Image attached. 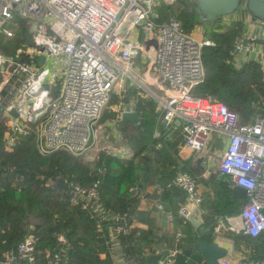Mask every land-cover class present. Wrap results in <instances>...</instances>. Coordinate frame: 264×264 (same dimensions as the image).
<instances>
[{"label": "built area", "instance_id": "built-area-1", "mask_svg": "<svg viewBox=\"0 0 264 264\" xmlns=\"http://www.w3.org/2000/svg\"><path fill=\"white\" fill-rule=\"evenodd\" d=\"M161 4L171 11L180 5L179 0H0V34L13 36L9 25L15 17L25 24L30 37V44L13 55L0 52V100L8 96L0 114L7 126L5 148L10 149L16 135H26L33 126L37 147L44 154L61 149L82 155L103 135L100 151L129 159L131 148L113 144L118 138L110 139L103 128L115 126L114 135L118 133L122 112H136L133 101L111 106L116 112L112 121L100 126L99 120L113 93L122 96L127 89H140L156 101L161 123L180 124L183 144L192 152L206 149L212 133L225 136L217 173L229 189L243 188L247 199L236 216L217 224L214 231L256 237L264 232V115L243 123L224 103L191 95L192 87L204 76L201 48L210 41L200 37L197 29L184 31ZM254 19L259 34L251 30L236 35L230 57L237 68L256 62L264 82V46L254 45L264 35V20ZM134 58L141 65V75L131 68ZM145 83L166 87V96H158ZM99 183V179L89 185L68 182L71 203L104 220L119 218L114 230L127 233L125 219L99 203ZM169 185L184 191L185 202L177 214L188 220L201 202L195 179L181 171ZM129 192L138 195L136 186ZM165 215L172 221L170 212ZM182 236L175 232L173 248L157 264H173ZM55 241L53 248L43 252L37 249V239L28 234L4 252L0 264H61L69 243L62 233L55 234ZM217 264L233 263L223 257ZM241 264H264V259Z\"/></svg>", "mask_w": 264, "mask_h": 264}, {"label": "trees", "instance_id": "trees-1", "mask_svg": "<svg viewBox=\"0 0 264 264\" xmlns=\"http://www.w3.org/2000/svg\"><path fill=\"white\" fill-rule=\"evenodd\" d=\"M179 3L177 12L174 13L168 6H164L165 10L181 22L184 31H191L201 21L197 2L179 0ZM11 22L9 28L14 35L8 38L0 34V52L7 56L13 55L19 47L30 44L23 22L15 17ZM243 31L242 22L236 20L224 31L208 34L210 44L201 48L204 76L192 87L191 95L218 100L237 112L241 122L247 123L253 116L264 114V82L256 62H245L239 68L231 63L230 52L234 37ZM1 94L6 93L3 91ZM5 97L8 96L0 100V114L5 105ZM130 99L135 105L139 121L136 125L127 122L119 128L126 144L133 150L129 159H122L104 151H99L97 159L91 163L83 160L80 155L61 149L44 154L37 147L33 126L26 135H16L14 145L6 149L4 133L7 126L0 116V260L5 251L14 249L28 234L37 239V249L44 252L54 247L55 234L62 233L68 240L69 247L62 253L61 264H81L78 261L83 250H79L78 246L87 243L85 234L101 245L105 252V258L94 260V264H115L108 249V230L110 225L115 227L118 224L119 218L104 220L73 205L67 188V183L71 181L89 185L99 179V203L104 210L124 218L129 228L125 234H116L124 255L132 256L139 264H146V249H154L155 244L167 240L169 236L164 234L158 238L151 229L143 231L132 226L138 202L131 196L129 188L136 184L139 163L142 164L145 174L153 166L162 170L158 183L161 198L155 200V203L163 201L168 191L177 193L180 198L170 210L174 216V232L183 233L179 244L184 255L181 258L175 256L173 264H190L197 242L214 241L213 229L218 219L238 214L244 202L234 198L224 181L217 182L215 178L206 181L195 176L191 160L184 161L179 166L175 160H171L169 144H164L160 149L155 148L157 142L152 135L158 124L156 103L149 96L141 94V90L127 89L122 96L113 93L99 123L115 118L116 112L111 106L119 102L126 104ZM181 171L188 172L195 179L196 189L200 184L205 188L213 186L210 196L203 197L200 194L201 204L206 212L201 227L196 231H193L188 220L177 214V210L185 202L184 191L169 185L172 177ZM58 178L63 179L59 189L54 186ZM52 195L56 197L54 201L49 200ZM228 236L232 240L233 248L241 251L245 260L263 259L264 232L256 237L243 233H229ZM168 241L172 244L174 240L172 238ZM87 247L88 245L84 246V249Z\"/></svg>", "mask_w": 264, "mask_h": 264}, {"label": "crops", "instance_id": "crops-1", "mask_svg": "<svg viewBox=\"0 0 264 264\" xmlns=\"http://www.w3.org/2000/svg\"><path fill=\"white\" fill-rule=\"evenodd\" d=\"M163 7H164V5H163ZM242 10L244 11L245 14H242L240 16V18L234 16V19L242 22V29L244 30L243 33L251 32V30H253L258 35L259 29L257 27V24H256L254 17L250 16L249 14H246L248 12L245 11L244 9H242ZM228 17H232V16L229 15ZM236 20H234V21H236ZM195 29H197L199 36L202 37V35L199 33L197 25L194 27L193 30H195ZM263 38H264V35H259V37L255 40L254 45L258 46V47L260 45L264 46V44H262L261 42H257L258 39H263ZM151 87H154L152 89L155 90V93L158 96H166L164 94V92L167 91L166 87L160 88V87H157L154 85H152ZM150 98H152V97H150ZM130 100H132V99H130ZM262 115H264V114H262ZM256 116H258V115L253 116V118ZM253 118L250 119V122H252ZM110 120L112 121L113 119L105 120L103 122H100V124L105 123V122L110 121ZM157 123L158 124L156 125L152 136L155 138L157 144L160 143L161 146L158 147L156 145L155 146L156 149H160L164 144H169L171 147V150H172L171 151L168 149L170 156H171V160H173V161L175 160L179 166H181L184 161L191 160V167L193 168V173L195 176L202 177L206 181L211 180L213 178H215V180L217 182L220 180L224 181L223 178L219 176V174L217 173V170H216L218 157L222 153V151L224 150V148L227 144V140L225 139L224 135L221 134V135L216 136L215 134L212 133L210 138H209V144L207 145V148L204 149L203 151L199 152V154L198 153L196 154V153L192 152L189 148H187L183 144V141H182L181 135H180V132H181V128L179 126L180 124L178 126L176 124L166 126L164 123L160 122V116H159L158 112H157ZM119 128L120 127L118 126V122H117V129L119 131L118 136H117V134L114 135L115 132L113 129L111 130L112 134L111 135L108 134V135L110 136V139H112L113 136H114L113 139L118 138V141L113 142V144L119 145V146L120 145L128 146L125 142V139H123V140L120 139V137L122 138V136L120 134L121 131L119 130ZM103 129L105 132V128H103ZM154 134H158V136L155 137ZM220 138L222 140L223 139L226 140V142L222 143V140H220ZM128 147H130V146H128ZM214 148L220 149V152H217L218 155H216ZM132 153H133V150H132ZM199 158L201 160L198 163ZM214 165H215V171L211 172ZM149 172L152 173V176H150ZM161 174H162L161 168L156 169V168H154V166H153V169H151V170L149 169L146 174L144 173L142 175V178H140V179H137V172H136V176H135L136 184H134L133 186L137 187L138 195L137 194L134 195L133 193H131V196L136 198V200L138 202V206H137V214L135 215L136 217L134 218V220L132 222V226L134 228H138V229L143 230V231H146V229H151L153 231L152 233H154L155 236L158 238L162 237V236H164V234H166L169 236V238L167 240L172 239V238L174 240L175 239L174 219H172V221H169L167 219V216H166L165 220L163 221V216L166 214V212H170L172 214V212L170 210L171 206L176 204L180 198H179L177 193L174 194V192L168 191V194L167 193L165 194L166 197L163 199V201L161 200L160 202L155 203V200L157 201L159 198H161L160 197L161 196V189H160V185L158 184L159 180H160L159 176ZM212 187H206L205 188L203 185L200 184V185H198L197 193L199 196L201 194V196H203V197H204V195H205V197H208L212 193ZM226 187H227V185H226ZM238 199L242 202H245L240 198H238ZM157 205H161L163 209L161 211L158 210ZM195 209H199V214H200L199 219L201 220V224L198 228H195L190 223L192 225L193 231H196L197 229H199L201 227V225L203 223V215H204V212H206L205 211L206 209L203 207L201 202H200V205L198 207H196ZM173 218H174V216H173ZM226 218H228V216L223 217V218L220 217L218 219L215 227L217 226V224L222 223V222H223L222 224H225L227 222ZM113 227H114V225L113 226L110 225V227H109V230H108L109 231L108 232V235H109V241L108 242L109 243H107V244H108V249H109L110 255L112 256L114 263L117 264L116 258H118L119 264H139L138 262L135 261V259L132 256H125L124 255L122 245L120 244V242L116 238L117 232L114 230ZM215 227H214V229H215ZM214 229H213V232L215 235V239L213 242H216L218 245L219 244L223 245L228 250V253H227L225 258L229 259L233 264H241L245 260V258H244L245 256L243 255V253H241V251L233 248L232 240L228 236L229 233L230 234H232V233L228 232L226 230H223V229H219V233H216L214 231ZM222 233H225V234H222ZM85 237L87 238V240H86L87 243L84 246L88 245V247L84 249V246H78L79 250H81V248L83 250L82 254L80 253V260L78 262H80L81 264H94V260L104 259L105 258V252H104V250H102V248H101L102 246L99 245L97 242H94L88 235L85 234ZM167 240L164 239V240H162L161 243L155 244L154 249H152L150 251H149V249H146V251H145V252H147L145 255L146 264H150V262H148L146 260V257L148 255L160 254L163 249H166L168 251L171 248H173L174 241H173V243L171 242L172 244H170L169 241L167 242ZM148 247H150V246H148ZM262 247L264 248V244ZM182 250L183 249L179 247V252L177 253L176 257L177 256L180 258L183 257L184 252ZM246 251H248V249ZM117 252L119 253V255L117 254ZM263 259H264V257H263ZM190 264H206V262L204 260L203 255L199 254V253H197V251H195L194 257L190 261Z\"/></svg>", "mask_w": 264, "mask_h": 264}, {"label": "water", "instance_id": "water-1", "mask_svg": "<svg viewBox=\"0 0 264 264\" xmlns=\"http://www.w3.org/2000/svg\"><path fill=\"white\" fill-rule=\"evenodd\" d=\"M196 1L198 5V10L200 12V20L202 22L210 23L214 22L218 17L231 15L234 10L238 7L240 0H192ZM247 9L250 12V15H254L255 18L264 20V0H247ZM257 42L264 44V38L258 39ZM154 41L151 42V45L154 46ZM40 61L43 62V58H40ZM12 117L15 116V111L11 112ZM139 121L138 114L136 112H122L120 119L118 121V126L121 128L127 122L132 124H137ZM201 159L199 158L198 163ZM63 183L62 178H58L54 186L59 189ZM232 195L235 198H240L243 201H246L245 190L239 186H236L232 190ZM164 215V214H163ZM199 209H194L188 220L193 225V227L198 228L201 224L199 219ZM166 215L163 216V221L165 220ZM195 251L202 254L206 264H217V261L220 258L226 257L228 250L223 245H218L216 242L207 243L204 241H199L196 244ZM168 251L163 249L160 254H150L146 257V260L150 264H157L158 260H163L165 256L168 255Z\"/></svg>", "mask_w": 264, "mask_h": 264}, {"label": "rangeland", "instance_id": "rangeland-1", "mask_svg": "<svg viewBox=\"0 0 264 264\" xmlns=\"http://www.w3.org/2000/svg\"><path fill=\"white\" fill-rule=\"evenodd\" d=\"M240 3H239V5H238V7L234 10V12L230 15V16H232V17H228V16H222V17H218L212 24H209V23H206V22H202V21H200L198 24H197V27H198V30H199V33L202 35V37L203 38H208L209 40H210V38L208 37V35L207 34H211L212 32H214V31H220V30H223L224 31V29H226V28H228V27H230V25H231V23H233V21L234 20H236V19H234V16H236V17H239L240 18V16L242 15V14H245L244 13V11L242 10V9H244L245 8V11H247L248 13H246V14H249L250 15V12L248 11V9H247V5H246V3H247V0H240L239 1ZM162 6H163V4H161ZM180 7V5H177V7H174V8H172V10H173V12L175 13V12H177V10H178V8ZM250 16H253V17H255L254 15H250ZM235 17V18H236ZM12 23V22H11ZM24 24V23H23ZM24 27H25V24H24ZM13 35H14V33H13ZM211 41V40H210ZM149 50H150V48H149ZM130 65H131V68L133 69V70H135L138 74H142L143 73V70L141 69V65L139 64V62H138V60H137V58H134V59H132L131 61H130ZM145 85H146V87H148L149 89L151 88V87H149L148 85L149 84H147V83H145ZM152 88H154V87H152ZM109 120V119H108ZM100 126H103V124L101 123L100 124ZM115 128V126H106L105 127V132L106 133H104V134H109V135H111L112 134V129H114ZM117 134V136H118V133H116ZM120 134H121V136H122V138L120 137V139H124V137H123V135H122V133L120 132ZM103 135L101 136V138L98 136L97 137V141H96V144L94 145V146H92V147H90V148H88L87 149V151L84 153V154H82V155H80V156H82V158H83V160H85V161H88V162H93V161H95L96 159H97V154H98V152L100 151V147H102L103 145H102V143H103ZM220 140H222L221 138H220ZM226 142V140H222V143H225ZM220 144V143H219ZM214 150H215V152H216V155H218V153L217 152H220V149L219 148H214ZM151 165L153 166V164L151 163ZM215 171V165H214V167L212 168V171L211 172H214ZM150 173V176H152V173L151 172H149ZM144 174V169H143V166H142V164H138V168H137V179H140V178H142V175ZM55 184V183H54ZM49 200H51V201H54L55 200V197L52 195V196H50V198H49ZM222 234H225V233H222ZM117 254L119 255V253L117 252ZM116 260H117V264H119V261H118V258H116Z\"/></svg>", "mask_w": 264, "mask_h": 264}]
</instances>
